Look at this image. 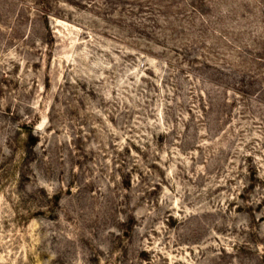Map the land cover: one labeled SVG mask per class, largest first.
<instances>
[{"label": "rangeland", "instance_id": "374dc122", "mask_svg": "<svg viewBox=\"0 0 264 264\" xmlns=\"http://www.w3.org/2000/svg\"><path fill=\"white\" fill-rule=\"evenodd\" d=\"M0 264H264V0H0Z\"/></svg>", "mask_w": 264, "mask_h": 264}]
</instances>
